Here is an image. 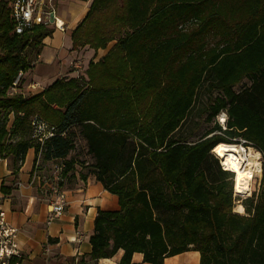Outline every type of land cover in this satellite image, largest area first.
<instances>
[{"label": "trees", "instance_id": "trees-1", "mask_svg": "<svg viewBox=\"0 0 264 264\" xmlns=\"http://www.w3.org/2000/svg\"><path fill=\"white\" fill-rule=\"evenodd\" d=\"M52 31L35 25L15 34L10 3L0 0V155L15 174L33 149L42 161H61L65 180L74 137L82 138L90 173L118 210L97 211L79 264L118 250V264H136L134 253L163 264L188 251L199 253V264H264V160L240 214L233 175L211 153L240 144L264 158V0H92L70 34L72 49L115 41L112 49L88 63L85 80L56 79L25 96L31 56ZM243 79L250 84L234 91ZM204 84L214 124L190 142L178 132ZM34 117L53 128L42 144Z\"/></svg>", "mask_w": 264, "mask_h": 264}, {"label": "crops", "instance_id": "crops-1", "mask_svg": "<svg viewBox=\"0 0 264 264\" xmlns=\"http://www.w3.org/2000/svg\"><path fill=\"white\" fill-rule=\"evenodd\" d=\"M53 2L55 14L63 22V30L48 28L53 30L52 34L41 41L39 52L31 56V67L24 73L19 89L25 96L40 93L56 79L76 78L81 71L84 74L90 61L96 62L104 57L115 44L111 41L105 49L97 51L88 47L72 49L70 34L88 12L92 0ZM74 61L82 64L81 71L73 69ZM35 157L34 150L29 149L15 174L8 169L7 162L0 161L7 171L5 179H0L2 191L7 196L4 208L8 223L18 230L17 241L23 256L21 264H79L83 257L88 259L86 256L91 249L89 237L97 211L118 210L117 197L107 192L93 175L83 178L72 174L61 185L66 198L64 212L46 225L48 200L43 193L42 182L30 183ZM60 162L42 161L40 158L41 167L60 166ZM41 167L40 170L38 168L39 175L44 171ZM56 172L48 174H53L54 179ZM122 254V250H118L112 258L87 263L118 264ZM131 262L148 264L143 262L140 253H134ZM163 264H199V253L188 251L164 258Z\"/></svg>", "mask_w": 264, "mask_h": 264}, {"label": "built area", "instance_id": "built-area-1", "mask_svg": "<svg viewBox=\"0 0 264 264\" xmlns=\"http://www.w3.org/2000/svg\"><path fill=\"white\" fill-rule=\"evenodd\" d=\"M10 3L11 17L13 20V31L15 34H21L23 31L31 29L35 25H43L47 28L63 30V22L58 26V17L55 14L53 0H7ZM22 73L19 72L17 78L12 84V91L15 92L19 78ZM217 122L224 129L226 115L221 113L217 116ZM33 137L42 144L46 139L53 136V128L38 120L32 119ZM243 142V141H242ZM0 161H5L0 155ZM220 163V162H219ZM40 166V155L34 162L31 184L33 181H40L38 168ZM220 167L225 170L221 165ZM63 165L57 168L59 173ZM56 172V173H57ZM44 178V179H43ZM42 178L43 193L48 200L47 214L45 224L49 225L53 220L60 217L64 212L66 203L65 193L59 185L63 183L60 175L55 176L52 183L46 181L45 176ZM19 185V184H18ZM7 201L6 194L2 191V183L0 182V264H21L22 251L17 241L18 230L10 225L7 221L6 210L4 204Z\"/></svg>", "mask_w": 264, "mask_h": 264}, {"label": "rangeland", "instance_id": "rangeland-1", "mask_svg": "<svg viewBox=\"0 0 264 264\" xmlns=\"http://www.w3.org/2000/svg\"><path fill=\"white\" fill-rule=\"evenodd\" d=\"M72 67L74 70H80V69H82L83 66H82V64H80V63L76 64V62H75V63H72ZM77 74H78V77H81L84 80L86 79L85 72H84V74H82V71H81ZM249 84H250V80L243 79L239 84L234 86L233 90L234 91H240L241 89L248 86ZM17 91H19V90L16 88L15 92H17ZM213 93L216 94L215 92H213ZM210 97H211L210 92L206 90V84L202 85L196 93V98H195V102H194L193 107L191 108L189 114L187 115L185 122L183 123V125L181 126V128L178 132V133L190 134V137L187 139L190 142L195 141L200 135H202L206 130H208L214 124L213 120H211V121L207 120L208 102H209ZM9 124H10V122L8 123V125ZM234 145H240V144H234ZM246 148H250V147H246ZM252 150L258 153V156H259L258 161L260 164V173L258 176L254 177V179L252 180L251 186H252V190H253V187H255V189H258V187H259V182H260L261 175H262L261 165L263 163L264 158L258 151L254 150V149H252ZM86 151H87L86 145H85L84 141L82 140V138L78 134L75 135V137H74V148L72 151L69 152V154L67 156V159H73L75 161V166L73 168V172H69L67 175H70V173H72L73 175L76 173L78 175V177L91 175L90 164L92 163V159L86 154ZM6 162H7L8 169L11 171V162L8 158H7ZM218 162H219V160H218ZM60 165H62V164H60ZM219 165H220V163H219ZM40 167H39V170H40ZM59 167L60 166H58V165H56V166L55 165H44V167H41V171L44 169V171H42V173L44 175L43 174L40 175V178H41L40 181L42 182V178L44 176H46L45 177L46 181L48 183H51L53 181V174H48V173L49 172L51 173L54 170L56 171L57 168H59ZM6 172H7L6 168L4 169L2 167V165L0 164V179H2V180L5 179L4 174H6ZM60 173H61V170L59 173L58 172L56 173V176L60 175ZM68 178H67V180H68ZM232 184H233V179H232ZM251 193H252V191H251ZM233 195H234V193H233ZM236 197L239 198V200L236 201V205H237L241 202V200L245 199L248 196H240L239 195Z\"/></svg>", "mask_w": 264, "mask_h": 264}, {"label": "bare ground", "instance_id": "bare-ground-1", "mask_svg": "<svg viewBox=\"0 0 264 264\" xmlns=\"http://www.w3.org/2000/svg\"><path fill=\"white\" fill-rule=\"evenodd\" d=\"M57 24L61 26L62 21L59 19ZM211 153L226 171L233 174L234 195L249 197L252 191V180L260 173L258 153L241 145L223 143L216 145ZM234 211L242 214L243 207L237 204Z\"/></svg>", "mask_w": 264, "mask_h": 264}, {"label": "water", "instance_id": "water-1", "mask_svg": "<svg viewBox=\"0 0 264 264\" xmlns=\"http://www.w3.org/2000/svg\"><path fill=\"white\" fill-rule=\"evenodd\" d=\"M234 196H236V195H234Z\"/></svg>", "mask_w": 264, "mask_h": 264}]
</instances>
